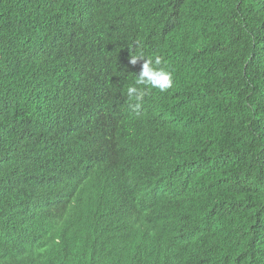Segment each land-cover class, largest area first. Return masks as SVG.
Returning <instances> with one entry per match:
<instances>
[{"label":"trees","instance_id":"obj_1","mask_svg":"<svg viewBox=\"0 0 264 264\" xmlns=\"http://www.w3.org/2000/svg\"><path fill=\"white\" fill-rule=\"evenodd\" d=\"M132 54L173 78L138 110ZM88 231L108 264H264V0H0V264H92Z\"/></svg>","mask_w":264,"mask_h":264},{"label":"clouds","instance_id":"obj_2","mask_svg":"<svg viewBox=\"0 0 264 264\" xmlns=\"http://www.w3.org/2000/svg\"><path fill=\"white\" fill-rule=\"evenodd\" d=\"M143 60L141 70L137 75L135 84L127 88V96L135 101L134 104H131L134 110H138L141 106V103L144 99L147 89H158L161 92H164L172 87L173 78L170 71L165 70L163 67H160L162 64V58L159 55L154 57L145 58L142 55L132 54L130 57V63L135 65L138 61ZM48 221L55 228L61 230V235L66 236L71 233L69 229V223L65 217L62 215H49L45 217L41 222ZM82 239V250H86L89 253L92 264H108L107 259L101 253V248L103 245L99 244L93 238V233L88 231ZM80 251V252H81Z\"/></svg>","mask_w":264,"mask_h":264}]
</instances>
